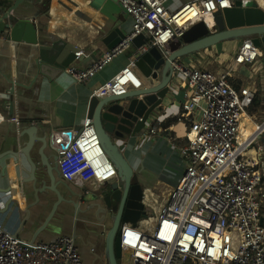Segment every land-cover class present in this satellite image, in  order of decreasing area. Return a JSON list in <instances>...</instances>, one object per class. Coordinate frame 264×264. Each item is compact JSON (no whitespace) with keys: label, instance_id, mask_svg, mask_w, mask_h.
<instances>
[{"label":"built area","instance_id":"2783aa9c","mask_svg":"<svg viewBox=\"0 0 264 264\" xmlns=\"http://www.w3.org/2000/svg\"><path fill=\"white\" fill-rule=\"evenodd\" d=\"M54 1L49 0V12ZM168 0H119L132 27L121 42L94 60L88 67L78 65L85 50L76 53L66 68L75 84L90 83L132 45L138 35L146 41L129 59L118 76L93 92L101 99L145 89V76L137 66L138 58L158 47L168 58L183 33L207 15L232 10L236 3L264 11V0H194L178 12L169 10ZM0 17V41L8 35ZM10 32V31H9ZM188 59V60H187ZM232 65H264V48L255 37L242 40L231 58ZM174 79L183 77L186 101L184 116L190 118L196 108L202 118L193 120L178 152L185 169L178 184L164 198L151 195L147 202L156 217L147 213L138 223L129 215L122 225L121 264H264V120L255 118L250 134L242 132L246 118L257 101L251 88H237L229 72L217 76L213 71L193 64L190 57L172 63ZM262 71V72H261ZM259 77L264 80L263 70ZM125 110L130 100L117 103ZM0 123L17 128L22 120L16 108L13 88L0 93ZM154 125L143 133L144 139L159 134ZM49 137L59 156L61 177L72 187L103 202L111 195V185L120 177L112 160L102 148L93 119L87 117L81 133L75 128L51 129ZM119 147L125 143L113 136ZM13 184L19 182L13 164H8ZM22 201L23 198H22ZM20 200L21 222L28 223L26 206ZM145 201V200H144ZM157 204L159 206L157 207ZM0 264H84L75 238L63 236L34 244L8 232L0 223Z\"/></svg>","mask_w":264,"mask_h":264},{"label":"crops","instance_id":"0c3cea01","mask_svg":"<svg viewBox=\"0 0 264 264\" xmlns=\"http://www.w3.org/2000/svg\"><path fill=\"white\" fill-rule=\"evenodd\" d=\"M48 1L0 0V17L5 21L9 34L0 41V93L13 88L17 112L22 120L19 128L10 123H0V223L8 232L24 238L30 244L71 236L80 247L84 264H109L106 246L113 219L110 213L105 220L98 217L99 206H105V202L84 195L75 187L73 189L77 196H74L65 186H60L59 191L65 201L55 210L57 195L43 191L44 181H49L44 156L52 165H57L55 158L58 154L52 143L46 148L41 140H37L30 150L31 159L38 167L39 179L35 188L40 190L39 199H36L33 183H24L31 171L27 157L18 153L16 158L14 154L30 141L27 133L35 127L39 128L38 136L43 139L53 128L83 126L89 115L93 92L118 76L141 47H137L133 41L90 83L75 84L65 71L49 79L38 70L40 47L51 46L58 39L68 40L85 50V57L78 64L85 68L94 61L91 58H98L109 50L104 39L112 32L119 30L123 36L129 33L132 20L122 12L119 0H62L68 5L74 3L71 9L64 8L59 5L61 0H56L51 13ZM191 1L194 0H168L166 6L178 12ZM23 19L37 25V44L29 43L24 30L21 32L18 28ZM241 44L242 40L223 42L190 58L193 64L206 67L217 76L230 71L231 84L237 88L256 90L257 99L263 102L264 80L257 74L256 63L232 65L231 58ZM246 66H249V70ZM182 83L183 77L178 74L171 84L167 101L146 127L148 130L158 125L159 134L146 140L143 134L134 133L122 146L134 168V183L143 186L145 203L152 200L151 195L158 196L159 201L164 203V198L178 184L185 169L178 152L179 145L183 143L191 122L202 118L200 108H196L190 118L184 116L187 90ZM9 162L19 172L21 197L15 193V184L8 170ZM20 200L29 213L25 226L21 222ZM75 202L80 206V213H77Z\"/></svg>","mask_w":264,"mask_h":264},{"label":"water","instance_id":"95a60500","mask_svg":"<svg viewBox=\"0 0 264 264\" xmlns=\"http://www.w3.org/2000/svg\"><path fill=\"white\" fill-rule=\"evenodd\" d=\"M59 5L71 9V6L75 4L68 5L61 0ZM214 18L217 26L215 33L210 32L205 22H198L183 33L175 47V51L168 58L156 46L138 58L136 64L145 76L144 90L104 99L93 96L91 99L88 117L93 119L102 148L116 166L120 177L118 182L111 185V195L106 199L105 206H99L100 211L98 213L99 220H105L108 213L111 214L113 219V226L109 232L106 246L109 264H120L123 257L121 232L122 225L127 221L129 215L134 217L135 225L142 217L147 215L143 186L134 183V168L127 159L122 147L117 146L112 137L115 136L127 144L134 133L142 135L145 132L152 117L156 116V111L163 107L171 94V84L174 83L173 62L186 59L199 51L210 49L223 42L244 40L250 37H255V42L264 48V11L258 8L255 3L252 7H241L237 2L232 10L219 12ZM18 28L21 32L24 30V35L28 37L29 40L27 41L29 43L37 44V25L35 23L23 19L20 21ZM123 37L119 30H115L104 39V43L112 50L121 42ZM145 41L144 35L141 34L134 39V44L141 47ZM81 49L65 39H58L51 46L40 47L37 62L39 73L49 79L57 77L75 61L76 53ZM91 59L96 60L97 58L93 57ZM122 100H130L127 110L117 104ZM82 129L83 126L75 128L79 133ZM38 130L39 128L35 127L30 132L28 131L30 141L25 144L21 151L14 154L16 158L19 155L18 153L27 157L31 171L29 178L24 183L32 182L34 188L39 179L37 177L38 167L31 159L30 150L37 140H41L46 148L51 144L49 133L45 138L40 139ZM55 160L57 165H52L48 158L44 156V168L49 181H44L43 191L45 193L54 192L57 195L58 204L54 208L56 210L58 205L65 201L59 191L60 186H65L74 196H77V193L69 183L62 179L58 167V155ZM35 193L36 199H39L40 190L35 188ZM74 205L77 213H80L79 204L75 202ZM51 217L48 218V222ZM261 221L263 223L264 219Z\"/></svg>","mask_w":264,"mask_h":264},{"label":"bare ground","instance_id":"6f19581e","mask_svg":"<svg viewBox=\"0 0 264 264\" xmlns=\"http://www.w3.org/2000/svg\"><path fill=\"white\" fill-rule=\"evenodd\" d=\"M205 24L207 25L211 33H215L217 31L216 21L213 15L206 16ZM254 128H255V121L251 117L250 119L245 120L242 127V132L243 134L248 135L250 134V132H252ZM15 193L17 194V196L21 197L19 187L17 184H15Z\"/></svg>","mask_w":264,"mask_h":264},{"label":"rangeland","instance_id":"374dc122","mask_svg":"<svg viewBox=\"0 0 264 264\" xmlns=\"http://www.w3.org/2000/svg\"><path fill=\"white\" fill-rule=\"evenodd\" d=\"M263 66H264V65H263L261 62H258V63L256 64V67H257V74H259V72H260V70L263 68ZM200 67H201V66H200ZM202 68L207 69L206 67H202ZM246 69L249 70V66H246ZM255 71H256V70H255ZM179 78H181L180 75H179ZM257 109H259L261 112H259V114H258L257 116L252 117V118H253L254 121H255V118H257L258 121H256V122L262 123L263 120H264V100H263V102H260V105H258V106H256V105L254 104V106L251 108V111H252V110H257ZM249 114L251 115L252 113L249 111ZM254 115H256V113H254ZM250 118H251V117H250ZM250 118H246V120H247V119H250ZM158 206H159V204H157V207H158ZM145 210H146V212H147L148 214L153 215V219H155V217H156V212L152 211V210L149 208L147 202L145 203Z\"/></svg>","mask_w":264,"mask_h":264},{"label":"trees","instance_id":"16d2710c","mask_svg":"<svg viewBox=\"0 0 264 264\" xmlns=\"http://www.w3.org/2000/svg\"><path fill=\"white\" fill-rule=\"evenodd\" d=\"M260 102H261V100H260V98L259 99H257V101H256V103H255V105L256 106H258V105H260ZM250 112L252 113V114H254V113H259V112H261L259 109H257V110H250Z\"/></svg>","mask_w":264,"mask_h":264}]
</instances>
